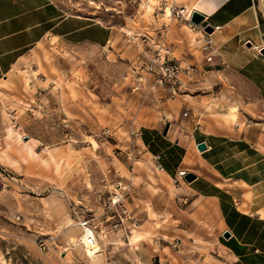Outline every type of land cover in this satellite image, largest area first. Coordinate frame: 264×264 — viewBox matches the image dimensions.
I'll use <instances>...</instances> for the list:
<instances>
[{
    "label": "rangeland",
    "instance_id": "374dc122",
    "mask_svg": "<svg viewBox=\"0 0 264 264\" xmlns=\"http://www.w3.org/2000/svg\"><path fill=\"white\" fill-rule=\"evenodd\" d=\"M53 1L62 12L101 20L112 29V37L103 48L47 38L0 79V264H222L225 254L213 248L201 259L193 251H182L181 240L188 238L183 229L197 219L193 199L180 182L156 169L133 132V125H150L156 119L131 90V67L149 62L159 50L187 69L180 74L185 87L168 95V106L193 110L199 125L212 113L219 100L213 99L208 84L190 86L204 72L197 69L207 67L199 43L203 25L192 23L194 35L187 31V22L175 13L183 8L182 0L174 2L173 18L163 15L166 0H154L149 10L147 0ZM234 121L242 127V118ZM91 139L97 147L92 148ZM56 146L71 152L59 166L47 152ZM34 159L35 184L20 182L9 168H20V161L32 168ZM117 181L126 187L121 206L135 224L122 223L121 207H106ZM56 206L63 208L54 217L50 210ZM80 220L93 226L106 253L103 261L66 245L65 231L73 228L67 225ZM136 227L149 234L131 245V228ZM38 237L48 250L40 249ZM145 248L147 261L137 255Z\"/></svg>",
    "mask_w": 264,
    "mask_h": 264
},
{
    "label": "crops",
    "instance_id": "0c3cea01",
    "mask_svg": "<svg viewBox=\"0 0 264 264\" xmlns=\"http://www.w3.org/2000/svg\"><path fill=\"white\" fill-rule=\"evenodd\" d=\"M206 1L210 11L193 12L202 16L203 30L211 27L206 32L212 56L205 61L206 70L197 69L204 72L190 86L200 88L206 83L213 99L236 100L242 127L222 120L213 107L199 125L193 110L183 115L180 106H168L164 94L160 102L145 103L156 120L133 125L134 139L140 140L152 160L154 155L159 157L155 162L162 166L164 177L175 178L193 199L192 213L197 219L183 229L188 238L181 240L182 251H193L201 259L213 248L225 254L222 264H264V217L258 213L264 210V127L257 125L264 122L255 121L264 118V60L258 53L264 45V0ZM182 2L183 7L191 3ZM111 37L112 29L101 20L62 12L53 0H0V79L47 38L103 48ZM162 114L168 115L167 122H162ZM201 141L206 145L202 151L196 147ZM19 164L18 169L9 168L11 172L20 182L35 184V159L32 168L23 161ZM30 169L33 174L27 175ZM180 170L192 173L194 179L185 180L178 175ZM143 250H137L138 258L147 261L149 250Z\"/></svg>",
    "mask_w": 264,
    "mask_h": 264
},
{
    "label": "built area",
    "instance_id": "2783aa9c",
    "mask_svg": "<svg viewBox=\"0 0 264 264\" xmlns=\"http://www.w3.org/2000/svg\"><path fill=\"white\" fill-rule=\"evenodd\" d=\"M176 14H178V10L175 11ZM183 8L180 9V14L182 15ZM200 47L203 51H205V58L206 60H209L212 56V48H211V38L209 37V34L207 32H203L199 38ZM261 48L264 49V45H262L258 49L259 55L264 60V51L262 52ZM166 51V50H165ZM161 51H157L156 55H151V60L149 62H145L142 64L140 62L138 65L134 64L132 68V74L133 76V83H132V92L138 93L139 97L146 101V103H156L157 101L160 102L161 99L164 98V94L167 95H174L176 91H179V89L183 85V81L180 78V74H182L184 71H187L186 68L182 67L180 64H176V62H173L172 60H168L166 58L167 54L166 52L160 53ZM159 95V97H155V94ZM183 115H186V110L182 112ZM162 122H167L168 115L162 114L161 115ZM158 156L154 155L153 160L157 161ZM156 163L157 168H162V166ZM182 170L178 171V175L183 177V175L180 174ZM112 189L113 192L110 193L108 196L107 201V209H117V207H121L123 218L122 223H129L132 222L135 224V220L132 217H129V212L125 209L123 206H121V198L123 195V192L125 191L126 187L122 185L120 181L112 183ZM120 195V196H118ZM115 209V211H116ZM16 218H19V215L16 216ZM87 225L89 229V234L91 237L95 234V230L91 224H89L88 220H82L81 225ZM96 236V234H95ZM37 242L39 244V247L42 251L48 250V246L45 245V242L42 237H38ZM88 245H91V242L88 240ZM93 247V245H91Z\"/></svg>",
    "mask_w": 264,
    "mask_h": 264
},
{
    "label": "bare ground",
    "instance_id": "6f19581e",
    "mask_svg": "<svg viewBox=\"0 0 264 264\" xmlns=\"http://www.w3.org/2000/svg\"><path fill=\"white\" fill-rule=\"evenodd\" d=\"M178 0H166L167 2V6L164 8V13L163 15L165 17H170L173 18V5L174 2H177ZM190 4L186 3L183 7V19L187 22V24H184L187 31L190 32L191 34L194 35L195 31L192 28L193 27V22L190 20V15L193 11H199V12H208L210 11V7H206L207 1L206 0H190ZM154 4V0H147V2L144 3V6L146 8V10H149L150 8H152V5ZM180 8H178V12H180ZM128 31V30H127ZM201 31V30H200ZM128 33H130L128 31ZM203 32L201 31L200 34H202ZM192 42H195V38H193ZM191 42V43H192ZM163 46V45H161ZM160 48V47H159ZM161 49V48H160ZM15 66V64L13 65V67ZM214 114L218 115V117L222 118V120L224 121H234L235 119H237L238 117V102L236 100L225 102V101H217L216 104L214 105ZM212 114V113H211ZM214 115V116H215ZM20 140L22 139L23 134H19L18 135ZM27 143V142H24ZM90 143L92 144V148L97 147V143L95 142V140L91 139ZM66 149V148H65ZM47 150V149H46ZM50 158L55 162V165L59 166L60 164V159H68L69 155L71 154L70 150L66 149L64 150L63 147L61 146H56L53 148H50L47 150ZM189 160V157L187 156L185 158V162H187ZM156 167V166H155ZM156 169L158 171H162V168H157ZM163 173V172H161ZM151 179H153V177L150 176ZM155 181V179H153ZM149 186H151V184H148ZM120 196V195H118ZM63 207L60 206H56L54 209L50 210L51 216H56L59 214V212L62 210ZM149 217L152 218L154 217V214L152 215L151 211L149 210ZM49 213V214H50ZM259 215L261 217H264V210H259L258 211ZM81 220L80 221H76L74 223H70L67 225L66 228H68L71 224L73 225V228L70 230H66L65 233H67L68 236H66V245L70 248H74V249H78L79 251L85 253L91 260L93 261H103L106 257V253L105 250L100 247L97 236H95V234L93 235V237L90 236L89 234V227L87 225H81ZM79 226L80 229V233L76 232V229L78 230V228L76 227ZM144 228V227H141ZM141 228L139 229V227L136 228H131V236L129 237V242L131 245H136L139 243V241H141L143 238L147 237V235L149 234L148 232H144V230ZM71 233V234H69ZM106 233H102V237H105ZM91 242V245H93V247H91V245H88L87 241ZM62 253V252H60Z\"/></svg>",
    "mask_w": 264,
    "mask_h": 264
},
{
    "label": "water",
    "instance_id": "95a60500",
    "mask_svg": "<svg viewBox=\"0 0 264 264\" xmlns=\"http://www.w3.org/2000/svg\"><path fill=\"white\" fill-rule=\"evenodd\" d=\"M190 20L195 24H199L202 20V16L196 12H193L191 13ZM204 30L210 32L211 27L206 26ZM261 51L263 52L264 49H262ZM167 128H168V125H165L162 131L163 135L166 133ZM23 139L26 140V137H24ZM196 147L198 150L202 151L206 148V145L204 142L201 141L196 144ZM180 174L183 175L184 179L187 181H191L192 179H194V175L192 173L181 171ZM225 236H227V233L225 234Z\"/></svg>",
    "mask_w": 264,
    "mask_h": 264
}]
</instances>
